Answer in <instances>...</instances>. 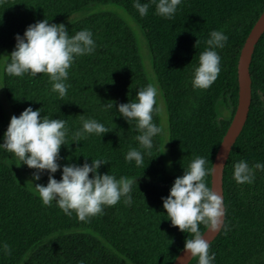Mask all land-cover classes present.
<instances>
[{"label": "trees", "instance_id": "1", "mask_svg": "<svg viewBox=\"0 0 264 264\" xmlns=\"http://www.w3.org/2000/svg\"><path fill=\"white\" fill-rule=\"evenodd\" d=\"M140 2L149 3L143 17L133 6L134 0H0V60L15 47V35L22 36L27 26L37 21L59 24L91 5L127 10L143 31L152 78L163 93L174 170L170 174L163 163L161 133L153 138V147L140 167L134 161L126 162L129 149L139 148L135 124L130 126L115 106L109 110L102 107L135 100L136 92L152 83L133 31L110 12L72 21L66 25L69 34L90 30L95 50L74 59L62 99L51 91L47 74L33 78L4 73L3 89L14 115L31 106L33 110L42 108L41 115L66 121L68 145L60 149L62 165H82L85 157L89 163L91 158H104L110 162L101 166L102 174L117 179L137 177L130 193L132 203L127 205L121 198L84 221L75 212L67 216L54 201L43 205L17 169L35 184L46 185L47 173L34 181V169L19 160L9 163L10 155L0 149V264H174L184 249L189 234L167 220L161 198L167 197L175 178L183 175L184 167L197 156L205 158V167L211 169L204 179L212 187L214 160L238 104L240 53L264 12V0H181L172 19L156 15L153 0ZM156 26L161 29L159 35L163 34L158 38L154 36ZM213 30L228 37L225 46L216 49L220 72L207 89H193L192 71ZM9 61L7 57L5 64ZM250 71L252 105L224 171L226 216L222 231L209 246V254H215L213 264H264V170L253 169L251 183L237 184L233 179V166L240 160L247 161L249 167L256 162L264 164V33ZM81 117L96 119L109 132L102 138L90 135L73 142ZM152 117L161 128L157 100ZM7 126L0 102V143ZM54 175L59 180L61 172ZM199 228L201 233L207 229L203 224ZM190 264H197V258Z\"/></svg>", "mask_w": 264, "mask_h": 264}, {"label": "clouds", "instance_id": "2", "mask_svg": "<svg viewBox=\"0 0 264 264\" xmlns=\"http://www.w3.org/2000/svg\"><path fill=\"white\" fill-rule=\"evenodd\" d=\"M153 2L156 15L172 19L181 0ZM133 6L141 17L145 16L149 9V3H141L140 0H134ZM92 37V32L87 29L70 35L63 23H50L48 19L37 21L28 25L22 36L15 35L14 50L7 55L10 61L5 64L3 71L16 77L28 74L35 78L37 74H47L51 91L62 99L67 93L68 69L74 59L91 54L95 50ZM227 40V35L221 31L213 30L209 33L207 48L199 55L198 66L192 71L193 89H207L217 79L220 72V56L216 49L223 48ZM157 95L158 88L149 83L136 92L135 100L102 105L104 110L113 109L115 106L116 113L130 126L135 124L138 132L135 140L139 148L129 149L125 154V161H134L136 167L143 164L144 155L149 154L153 147V138L161 133V128L153 123L152 117ZM41 113L42 108L33 110L29 106L19 116L12 115L3 134L0 149L11 155V159L22 162L21 165L34 169V181H39L42 175L47 173L46 185L31 182V187L38 194L42 204L50 206L54 201L65 215L72 216L75 212L81 221L101 213L105 206L117 204L121 198L125 204L130 205V193L132 186L137 183V177L121 176L117 179L109 173L102 174L99 169L110 162L104 158H91L89 163V157L84 156L85 162L82 165H62L59 163L60 149L61 146L68 145L66 121L49 118ZM107 132L109 130L104 124L96 119L81 117V128L73 134V142L77 143L90 135L102 138ZM205 165V158L197 156L184 167L183 175L175 178L167 197L161 198L167 220L181 232L189 234L183 251L190 257L197 258V264H213L215 260V254H209L210 241L205 238L206 234L201 233L199 225L203 224L211 232H216L224 216L222 197L206 185L204 178L211 169ZM253 169L264 170V164L256 162L249 167L245 160L235 163L234 181L237 184L251 183L254 179ZM58 170L61 172L59 180L54 175ZM3 247L7 254L8 246L5 244Z\"/></svg>", "mask_w": 264, "mask_h": 264}, {"label": "water", "instance_id": "3", "mask_svg": "<svg viewBox=\"0 0 264 264\" xmlns=\"http://www.w3.org/2000/svg\"><path fill=\"white\" fill-rule=\"evenodd\" d=\"M264 33V12L261 14L255 25L253 26L244 47L240 53L239 64V98L238 104L229 125V128L225 134V137L221 143V146L217 152L212 169V189H214L222 197L224 216L222 217V223L218 231L211 232L208 228L202 233L206 234L205 238L210 241V244L217 238L222 231L225 224V198H224V171L230 151L242 132L251 109L252 105V77H251V63L254 58L256 47L259 43L260 37ZM215 165L217 167H215ZM194 258L190 257L188 253H184L183 249L175 259L174 264H190Z\"/></svg>", "mask_w": 264, "mask_h": 264}, {"label": "rangeland", "instance_id": "4", "mask_svg": "<svg viewBox=\"0 0 264 264\" xmlns=\"http://www.w3.org/2000/svg\"><path fill=\"white\" fill-rule=\"evenodd\" d=\"M100 12L114 13L120 19H122L128 25V27H130V29L133 31L134 35L136 36L138 46L140 47L141 54L143 57V64H144V68L146 70V73L148 74L149 77H151L152 84L156 85V87L158 88V95L156 97V100L158 103L159 117H160V124H161L162 152H163L162 153V159H163V163H164L167 171L170 174H173L174 170H173V163H172L171 150H170V141H169V135H170L169 120H168L169 116H168L166 104H165V101L163 98L162 90H161L156 78L155 77L152 78L153 72H152V66H151V60H150V51H149V48L147 46V42H146V39L143 35V31L141 30V27L136 23V21L132 18V16L128 13L127 10H125L123 7H119L116 5H91L87 10H85L81 13H78V14H74V15L62 20L60 23H63L66 26L70 23V20L72 22V21L81 19L84 16H87L88 14H95V13H100ZM160 32H161V29L156 26L154 36L156 38L162 36L163 34L159 35ZM13 50H14V47L7 50L3 54V56L0 60V102H1L2 108L5 112V116H6L8 124L10 122V118L12 117V115H14V113H13V111H12L8 101H7L6 94H5L4 89H3V87H4V81H3V78H4L3 68L4 67H3V65L6 62V59L8 57L7 55H10ZM225 115H228L227 111L225 112ZM11 161H14V159H11V155H10L9 163L12 164ZM169 162H171L170 165H169ZM17 172H19L21 177H24L27 180L26 181L23 178L24 181L27 182L26 185L30 188V190L34 191V189L31 187V181L28 178H26V176L23 174V172L20 169H17ZM33 184H35V183H33Z\"/></svg>", "mask_w": 264, "mask_h": 264}]
</instances>
